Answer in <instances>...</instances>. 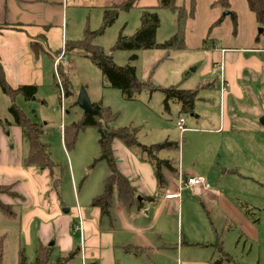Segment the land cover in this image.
<instances>
[{"label": "crops", "instance_id": "0c3cea01", "mask_svg": "<svg viewBox=\"0 0 264 264\" xmlns=\"http://www.w3.org/2000/svg\"><path fill=\"white\" fill-rule=\"evenodd\" d=\"M126 1L0 0V64L8 85L13 89L21 85L36 86L37 93L31 100L36 101L40 88L50 82L55 87L52 82L55 78L54 64L61 57L66 42L64 18L68 9H87L88 12L97 9L103 13L105 9ZM137 4L141 8L154 7L156 0H134V6ZM213 51L211 71L217 64L223 66L221 79L214 74L220 87L219 103L212 111L207 106H195L199 90L209 87L210 83L191 81L187 85L186 89H198L193 111L189 114L191 118L183 119V132L176 128L180 115L174 123L180 134L179 139L173 141L177 149H163L157 153L159 160H167L175 168L173 173L161 171L164 185H158L154 168L146 158L120 140H112L116 168L135 191L141 210L122 208L114 190L108 214L101 216L99 208L90 207V204L93 198L102 194L103 188L88 203L79 205L77 202V207L64 209L58 193L47 192L48 178L43 172L46 170H41L42 175L37 176L32 167H27V170L21 167L24 157L14 162L4 154L0 161V175L4 174L7 181L0 182V185L13 184V191L18 195L23 191L30 195L19 203L5 202L18 208L17 247L19 244L24 249L40 244L51 248V253L57 257L77 250V264L82 260L85 264H126L123 258H126L124 261L129 257L138 259L144 251L153 254L164 250L179 256L177 264H247L243 259L236 261L224 251L225 236L234 241L235 246L240 242L247 246L258 243L264 232L244 215V206L251 204L239 203L234 191L217 192L213 186L220 185L227 174L236 182L264 174V126L259 123L264 110V60L244 56L254 52L264 54V49L246 51L225 47L220 52L215 48ZM227 59L229 63L226 65ZM62 60L60 58L59 63ZM77 96L78 93L74 95V101ZM91 103L99 106L94 101ZM174 109L180 113L179 104ZM4 127L0 124V145L3 147L6 144L2 137ZM7 128L22 137L18 127L10 125ZM185 133H188L187 138L183 137ZM200 136L205 139L200 141ZM172 139L166 135L163 141L156 143L141 142L139 138L137 141L151 146L172 142ZM198 142L203 145L202 149L196 150ZM171 150L178 151L177 159ZM105 176L102 185L109 176L108 170ZM190 176L204 179L206 188L194 193L181 188L178 200L164 198L166 194L175 192L180 182ZM34 178L40 180L38 187ZM211 216L219 222L220 229ZM75 219L79 220L78 224L73 221ZM174 221L180 224V228L184 221L190 224V228L195 226L200 231L180 229L173 232ZM217 241L221 242L222 252L211 246ZM118 254L123 258L119 259Z\"/></svg>", "mask_w": 264, "mask_h": 264}, {"label": "rangeland", "instance_id": "374dc122", "mask_svg": "<svg viewBox=\"0 0 264 264\" xmlns=\"http://www.w3.org/2000/svg\"><path fill=\"white\" fill-rule=\"evenodd\" d=\"M194 3L195 11L193 17L188 19L185 32V49L183 50L138 52L112 50L120 31L124 36H132L138 29L142 9L139 4L129 11H119L114 23L92 40L93 45L99 46L105 54L112 56V60L117 66L132 63L136 68L138 80L143 83H150L158 90L150 92L144 89L140 93H134L132 99H125L120 91L108 87L100 70L84 57L82 51H74L69 57L63 56L62 62L58 63L57 72L60 82L63 86L64 81L67 80L69 89L73 94L64 100L63 115L60 109L56 78L52 81L55 87L50 82V84L48 83L40 88L36 101H25L19 96L15 98V105L25 115L42 125L41 141L47 146L48 154L54 164L51 173L47 170L43 171L47 173L45 177L48 178L47 192H57L64 209L77 207L75 206L77 202L79 205L88 203L97 193H101L102 180L106 177L108 170L104 161L97 160L100 151L98 146L99 134L94 127L79 130L70 150H67L63 143L64 128L67 129V134L71 135L73 132L71 125L77 123L84 116L82 110L76 105V100L74 101V95L79 93L81 88L86 91L90 101L98 103L100 107L108 109L112 115L116 116L108 124L109 130L133 126L137 129V138L141 142L156 143L157 141H163L162 139L166 135L172 136L171 141L173 142L177 141L180 136L174 127L176 119L179 115L186 120L191 117L189 114H180L179 111H175V106H178L177 101L164 102V94L160 89H186L191 81L202 84L210 83L209 87L199 90L197 96L199 100L195 103V106L201 108L207 106L212 111V108L214 109V106L219 103L220 91L219 82L214 76L215 73L211 71L214 59L213 52H215L213 48L217 52L225 47H237L246 51L249 49H264V22L259 24L256 21L244 0H229V6L225 9L220 8L216 0H194ZM177 4L188 6L189 0H178ZM85 10L74 11L68 9L67 17L64 18L63 36L66 42L82 40L85 29L91 32L99 30L102 11L96 9L88 12L87 9ZM157 13L160 24L156 33V41L162 43L175 33L177 18L175 13L168 10H157ZM233 15L237 22L236 35L233 34ZM132 54L137 55L134 62L129 61ZM244 56L264 60V54L259 52L246 53ZM225 63L227 65L229 59L225 60ZM203 97L204 99H202ZM11 104L10 98L3 94L0 89V124L3 127L7 122H11L12 118L8 111ZM186 134L188 133L183 135L184 138H187L188 135ZM2 137L6 144L4 147L0 145V161L3 160L4 154H7L14 162L19 160V157L23 158L25 156L26 143L16 132L4 127ZM182 138L180 143H182ZM198 139L203 141L205 137L200 136ZM202 145L201 142H198L196 150L202 149ZM177 152L171 150V154L176 155V159ZM142 155L148 156L147 154ZM21 167L27 170V167ZM32 168L35 175H42L39 168ZM161 170L167 171L164 167H161ZM87 171L90 173H87ZM250 177L248 180L237 181V183L227 174L223 177L224 179L220 185L213 187L217 192L234 191L237 194L235 197H237L239 203L251 204L252 206H245L244 215L251 218L252 222L263 233L264 174L259 177ZM6 181V176L1 174L0 182L4 183ZM34 182L37 187L40 185V180L34 178ZM21 193L19 195L16 193V198L3 195L0 199L3 204L11 201L19 203L27 195L24 191ZM11 207L14 213L12 217L17 215L15 219L5 217L0 212L2 264H17L18 248L21 247L19 244L17 247L18 241L15 233L16 219L19 215L18 208ZM211 219L216 227L220 229L219 222L212 216ZM73 221L75 224L79 223L78 219ZM181 226L182 228H180L179 223L176 224L174 221L173 232L180 231V229L183 231L192 229L194 232L197 229L195 226L190 228V224H186L184 221ZM199 229L197 231H200ZM204 229L209 230L206 226ZM225 239L227 240L224 251L235 258L236 261L239 262L243 259L247 264H256L257 262L264 264L263 235H261L258 243H250L247 246L242 242L235 246V242L229 241L228 236H225ZM36 249L37 246L24 248L28 264L34 261ZM52 251L55 252V248ZM68 256V254H65L57 257L54 253H51L48 264L78 263L76 257L71 260ZM118 258L122 259L123 255L118 254ZM125 259L123 258L122 261L126 264H177L176 262L180 258L175 253L170 254L164 250L163 253L153 254L144 251L138 259L129 257L128 260L124 261Z\"/></svg>", "mask_w": 264, "mask_h": 264}, {"label": "trees", "instance_id": "16d2710c", "mask_svg": "<svg viewBox=\"0 0 264 264\" xmlns=\"http://www.w3.org/2000/svg\"><path fill=\"white\" fill-rule=\"evenodd\" d=\"M177 1L178 0H156V6L142 8L138 29L132 36H124L122 31H120L112 50L138 52L185 49L186 25L188 19L194 15L195 3L194 0H189L188 6H185L184 4L179 6ZM244 1L248 10L254 15L256 21L259 24H262L264 22V0ZM216 3L222 9L229 6V0H216ZM133 8L134 0H127L120 5L105 9L102 13L99 30L91 32L88 29H85L84 38L82 40L65 42L62 49L65 57H69L74 51H82L84 57L89 59L100 70L108 87L120 91L123 97L128 100L132 99L134 93H140L144 89H147L150 92H154L158 89L153 87L150 83L139 81L136 76V68L132 63H127L124 66H117L113 62L112 56L105 54L99 46L93 45L92 40L96 36L101 35L105 29L114 23L118 17L119 11H129ZM157 10L171 11L176 14L177 18L175 33L162 43L156 41V33L160 24ZM233 17V34L236 35L237 22L234 15ZM32 47H34L35 51V46L32 45ZM136 59L137 55L132 54L129 61L134 62ZM68 85L67 80L64 81L63 88L65 98L71 95ZM0 89L2 93L8 96L12 101L11 106L8 108L12 119L11 122H7L4 126L6 128L10 125L18 127L27 146L26 155L22 161L23 166L37 167L40 170H47L51 173L54 164L48 154L47 146L41 141V136L43 134L42 125L25 115L14 103L15 98L18 96L22 97L25 101L32 100L37 93V87L21 85L15 89L11 88L5 80L4 71L0 64ZM160 90L164 94V102L167 103V101L175 100L180 106V113H192L198 92L197 88H165ZM94 108L100 112V119L84 115L81 120L71 125V128H73L71 135L67 134V129L65 128L63 132V143L67 150H70L74 145L79 130L87 127H94L99 134L98 146L100 151L97 160L106 163L109 176L104 180L102 194L92 199L90 207L99 208L101 216L107 215L111 206L112 195L115 190L117 200L122 208L127 210L133 208L141 210L142 205L138 204L135 198V191L130 187L127 179L124 178L116 168L111 148L112 140H120L129 149L135 150L138 154L146 158L154 168V173L159 186L164 185L161 167H164L167 171L172 173L175 172V168L172 167L169 161L159 160L157 158V153L163 149H177V144L165 141L151 146L142 145L137 141L136 128L123 127L109 130L107 126L116 116L112 115L108 109H103L96 104L94 105ZM142 154H147L148 156ZM3 195L10 198L17 197V194L13 191V184L0 185V197ZM152 201L154 200L152 199ZM11 209L12 207L10 205L3 204L0 199V212L5 217L10 218L14 215ZM211 246L219 252H222L220 241H217ZM76 254L77 250L69 253L68 257L72 260ZM50 256L51 248L39 244L36 249V257L31 264H48ZM1 257L2 250L0 251V264H2ZM17 258V264H28L24 249L21 247L18 248Z\"/></svg>", "mask_w": 264, "mask_h": 264}, {"label": "built area", "instance_id": "2783aa9c", "mask_svg": "<svg viewBox=\"0 0 264 264\" xmlns=\"http://www.w3.org/2000/svg\"><path fill=\"white\" fill-rule=\"evenodd\" d=\"M63 56H64L63 52L61 51V57L60 58H62ZM59 59H57L55 64H54V73H55V78L57 81V88L59 89L60 109H61V113L63 115L64 106H63L62 101L65 99V97H64V88L60 82L58 72H57ZM212 71L216 74V76L218 78H220V79L222 78V73H223L222 64H219V65L217 64V65L213 66ZM176 128L179 132H183L185 130L184 120L182 117L178 119V121L176 123ZM182 187L186 188L191 193H194L200 188H206V182L204 179L199 178V177H195V176L187 177L180 182V186L178 187V189L175 192H170V193L166 194L164 196V198L166 200H178L180 198V190ZM81 264H85L83 260L81 261Z\"/></svg>", "mask_w": 264, "mask_h": 264}, {"label": "water", "instance_id": "95a60500", "mask_svg": "<svg viewBox=\"0 0 264 264\" xmlns=\"http://www.w3.org/2000/svg\"><path fill=\"white\" fill-rule=\"evenodd\" d=\"M76 105L82 110L84 115L95 117L97 119L101 118L100 112L94 108V105L89 100L87 93L83 88H81L78 93ZM259 123L264 126V110L262 117L259 119Z\"/></svg>", "mask_w": 264, "mask_h": 264}]
</instances>
